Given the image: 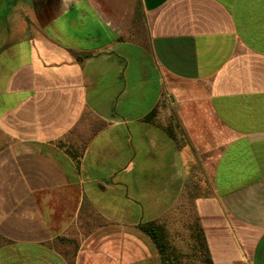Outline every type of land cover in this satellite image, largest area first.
Instances as JSON below:
<instances>
[{
	"label": "crops",
	"instance_id": "0c3cea01",
	"mask_svg": "<svg viewBox=\"0 0 264 264\" xmlns=\"http://www.w3.org/2000/svg\"><path fill=\"white\" fill-rule=\"evenodd\" d=\"M0 264H264V0H0Z\"/></svg>",
	"mask_w": 264,
	"mask_h": 264
},
{
	"label": "trees",
	"instance_id": "16d2710c",
	"mask_svg": "<svg viewBox=\"0 0 264 264\" xmlns=\"http://www.w3.org/2000/svg\"><path fill=\"white\" fill-rule=\"evenodd\" d=\"M140 228L153 238L161 252L164 253V234L160 226L155 222H147L141 223Z\"/></svg>",
	"mask_w": 264,
	"mask_h": 264
},
{
	"label": "rangeland",
	"instance_id": "374dc122",
	"mask_svg": "<svg viewBox=\"0 0 264 264\" xmlns=\"http://www.w3.org/2000/svg\"><path fill=\"white\" fill-rule=\"evenodd\" d=\"M4 1L6 3V1L8 2V1H14V0H2V2H4ZM194 225H195V222H194Z\"/></svg>",
	"mask_w": 264,
	"mask_h": 264
},
{
	"label": "water",
	"instance_id": "95a60500",
	"mask_svg": "<svg viewBox=\"0 0 264 264\" xmlns=\"http://www.w3.org/2000/svg\"><path fill=\"white\" fill-rule=\"evenodd\" d=\"M173 99V98H172Z\"/></svg>",
	"mask_w": 264,
	"mask_h": 264
}]
</instances>
